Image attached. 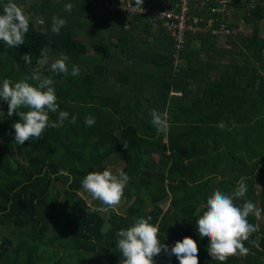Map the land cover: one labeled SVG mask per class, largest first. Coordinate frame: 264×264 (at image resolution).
Masks as SVG:
<instances>
[{
	"label": "trees",
	"instance_id": "obj_1",
	"mask_svg": "<svg viewBox=\"0 0 264 264\" xmlns=\"http://www.w3.org/2000/svg\"><path fill=\"white\" fill-rule=\"evenodd\" d=\"M63 1L52 7L48 3L37 7L18 0V6L30 16L24 45L9 48L0 41V82H18L31 69L39 68L42 75L51 76L55 82L58 112L70 114L62 126L48 128L39 140L31 139L20 146L11 127L19 117L15 113L8 117L7 103L0 101V264H122L115 247L116 233L129 227L134 218L149 216L150 223L159 225L158 238L169 251L176 241L190 237L197 242L199 264H219L208 255V241L199 237L195 227L200 204L206 203L215 190L232 192L244 177L247 193L234 202L242 206L250 200L264 216V73L259 72L264 66V38L258 37L256 27V22L264 19V2L256 0L252 8H246L252 32L244 45L247 63L236 68L239 75L225 72L217 81L203 83L191 99L170 101L168 92L184 93L187 79L184 69H173L169 33L160 43V53L140 52L135 59L133 43H148L128 40L127 31L120 29L115 46L121 47L128 57L125 62L136 64L139 72L112 69L106 35L94 43L99 34L91 29L90 35L83 37L90 40L88 45L74 37L70 25L58 35L51 31L53 16L68 20L65 5L71 0ZM6 2L0 0V13ZM79 7L86 19L97 20V26L103 22L87 0ZM133 17L137 20L134 25L145 29L141 23H148L161 31L157 35L165 36L157 22ZM34 21L39 26L46 22L36 29ZM115 26L112 22L109 30L116 32ZM42 51L51 58L47 68L38 63ZM60 53L69 57V72L72 65L79 67L78 76L50 71L51 62ZM25 54L31 55L30 66L21 59ZM95 54L101 59L95 60ZM154 68L161 72H153ZM242 76V91L256 89L255 98L262 95V99H255L256 106L250 104L251 98L248 100L245 94L241 97L228 86L229 81L235 84L234 79ZM153 109L166 115L170 126L166 134H158L152 126ZM58 112L49 113L50 121L58 122ZM73 115L77 118L74 125L69 122ZM88 115L95 118L94 126H85ZM220 121L225 122L223 130L216 127ZM49 130L55 131L52 137L47 135ZM150 152L156 153L155 161ZM105 169L114 173L123 170L129 176L122 213L118 212L121 206L101 211L99 201L86 203L80 196L86 193L81 187L84 176ZM257 178L262 182L259 191ZM57 184L61 192L53 189ZM248 220L258 227L256 216L250 215ZM245 247L250 249L247 257L233 256L224 264H264L261 228ZM101 257L103 262L99 261ZM153 259L155 264H179L175 256L163 251Z\"/></svg>",
	"mask_w": 264,
	"mask_h": 264
},
{
	"label": "clouds",
	"instance_id": "obj_2",
	"mask_svg": "<svg viewBox=\"0 0 264 264\" xmlns=\"http://www.w3.org/2000/svg\"><path fill=\"white\" fill-rule=\"evenodd\" d=\"M139 4L143 0H137ZM72 4L65 5V11L71 12ZM30 16L18 6L14 0H7L2 5L0 13V41L9 48L24 45L25 36L29 31ZM67 21L56 16L52 17L51 31L59 34ZM42 59L38 63L48 61L46 52L41 53ZM25 65L32 63L31 55L21 57ZM69 57L60 53L50 64V71L54 74H63L73 77L79 75V67L72 65L69 72ZM54 80L51 76L42 75L39 68L31 69L18 82L3 79L0 82V101L7 103V116L14 113L19 117L12 124L14 141L17 145H24L31 139L39 140L46 129L58 128L64 121L69 120L67 111L58 112V103L55 93ZM58 112V122L49 119V113ZM3 114V113H2ZM151 124L158 134H166L169 124L165 116L158 110L150 112ZM76 116H71L70 123L76 124ZM87 127L94 126L95 118L88 115L84 119ZM218 129L223 130L224 121L218 122ZM67 175V173H64ZM129 183V176L123 170L115 173L111 169L89 172L81 180L84 192L90 194L93 200L99 201L102 206L99 210L111 209L118 206L124 196V189ZM245 178L237 182L235 189L228 193L215 190L208 196L206 203H201L198 208L199 215L195 222L197 233L201 239H206L207 253L212 260L224 264L230 257H247L250 249L245 247V242L250 240L258 227L249 222L248 217H259L261 210L250 201L245 200L242 206L234 202L245 197L247 193ZM151 216L147 218H134L133 223L127 228H121L117 233L115 247L122 256V264H155L154 257L164 253L175 256L179 264H199L197 242L190 237L176 241L170 251L159 237V225L150 223ZM256 244L257 241H251Z\"/></svg>",
	"mask_w": 264,
	"mask_h": 264
},
{
	"label": "crops",
	"instance_id": "obj_3",
	"mask_svg": "<svg viewBox=\"0 0 264 264\" xmlns=\"http://www.w3.org/2000/svg\"><path fill=\"white\" fill-rule=\"evenodd\" d=\"M47 1L48 0H35L33 4H35L38 7L41 4L43 5ZM52 1L57 2V0H52ZM84 1L85 0H71V4L73 5L72 11L66 12L69 13V15L67 14L68 23H66V25H70L69 29L73 31L72 32L73 34H74V30L76 29L75 24L79 21H82L78 19L84 18L80 14L81 11L79 7V5ZM108 1L112 2V0H108ZM114 1L117 2V0ZM29 5H32V3L25 4V6H29ZM42 9L44 8L42 7ZM47 9L48 8L44 9V11H46ZM200 13H203L201 14L202 16L208 14L204 9L200 10L199 8H193V10L191 11L192 16H197V15L199 16ZM108 15L109 14H107V16ZM112 16L113 17H110L109 15L107 19L106 20L104 19L103 22L100 24L101 27L105 28L104 35H106L105 39L107 38L106 42L108 43L111 42L114 46L113 49H110L111 57H112L111 68L112 69L122 68L126 70L134 69L135 71L139 72V67L136 66V64H132L127 61L125 62V59H128V57L124 56L121 47L115 46V44L117 45V41H118V37L116 35L118 31L120 29L121 31L126 30L127 31L126 37L128 40H130L131 38H133L134 40H138L140 34L145 37L146 39L145 41L148 43L147 46L145 45L143 46L140 43L139 44L140 48H138L137 43L136 42L133 43V49H134L133 58L135 59L140 54V52L151 53L155 51V53H160L161 52L160 43L166 41L168 32L164 30L165 36L162 35L159 36L157 35V33H160L161 31L158 30L157 27L142 22L140 19L139 20L142 22L141 24L143 23L145 24L144 25V27H146L145 29H142L139 25H134L135 22L137 21L134 17H126L120 15H112ZM246 17L247 16H246L245 7L241 5H237L235 2H233L232 9L226 14L227 26L231 33L229 36L218 35L216 37L213 36L210 37L209 35H205V36H200L196 34L186 35L184 48L183 51L181 52L180 60L178 63L179 68L184 69L186 72L185 73L187 79L186 91L184 93L182 91H179L181 93V96L168 98L170 99V101L172 100V98L174 100L182 97H185L184 99H191L195 94L199 93L201 87L204 85L203 83L217 81L221 76L225 75V72L233 76L239 75V72L237 71L236 68L241 67L245 63H247L248 51L245 49L244 45L247 44V39H249L252 32V24L248 23ZM42 18L45 19V17ZM45 22L46 21H42L40 23L43 26ZM112 22L116 25L115 26V28L117 29L116 32L109 30ZM49 26L52 27V18H50ZM135 27H139V28H135ZM256 27H257L258 37L264 38L263 18L256 22ZM63 28H61V30H63ZM81 33L83 37L84 36L87 37L88 35H90L91 31L88 30V28H85L84 30H82ZM139 41L145 42L143 40H139ZM261 59L262 61H264V50L261 53ZM130 61H132V59H130ZM253 63L255 66L257 67L259 66V63L257 62H253ZM225 66L227 67L224 68ZM233 67H235V69ZM156 69H158V72L160 71L159 68H154L153 72H157ZM259 72L261 75H263L264 66H262V68L259 67ZM243 77L244 76L237 77L240 78V80L234 79V81H236L235 84H233L232 81H229L228 86L231 87L230 88L231 90L233 89L238 91L241 97H243V94H245V98H248V100L251 98V100H249L250 104L256 106L255 99L256 98L262 99V95L259 93L256 95L255 98V93L257 92L256 89L254 91L253 89L252 91L251 89H246V91H242L241 88L244 83ZM257 85L258 83L255 84V88H257ZM164 116L166 117V115Z\"/></svg>",
	"mask_w": 264,
	"mask_h": 264
},
{
	"label": "built area",
	"instance_id": "obj_4",
	"mask_svg": "<svg viewBox=\"0 0 264 264\" xmlns=\"http://www.w3.org/2000/svg\"><path fill=\"white\" fill-rule=\"evenodd\" d=\"M91 6H99L97 0H87ZM252 8L256 0H105L102 7L112 15L126 17L140 16L149 22H157L172 37L174 53L173 69L179 68L181 52L187 33L200 36L228 35L226 14L232 9V3ZM193 8L204 9L208 14L192 16ZM178 62V63H177ZM179 91L170 90L168 97H180Z\"/></svg>",
	"mask_w": 264,
	"mask_h": 264
},
{
	"label": "rangeland",
	"instance_id": "obj_5",
	"mask_svg": "<svg viewBox=\"0 0 264 264\" xmlns=\"http://www.w3.org/2000/svg\"><path fill=\"white\" fill-rule=\"evenodd\" d=\"M64 2L63 0H57V2H55V1H52V0H48L46 3H48L49 5H54V4H57L58 2ZM103 1H105V0H101L99 3H100V6H92V8H94L95 9V14L96 15H98V16H100L101 18H102V20H104L105 19V17H106V13H108L106 10H105V8H103L102 7V2ZM35 2V0H25V3L27 4V3H34ZM264 2V1H263ZM16 4L18 5V0H17V2H16ZM58 4H60V3H58ZM57 4V5H58ZM63 9V8H62ZM105 10V11H104ZM106 12V13H105ZM110 14V13H109ZM200 14H203V13H200ZM84 17V16H83ZM110 17H113L112 16V14H110ZM78 20H82V21H79V22H77L76 24H75V26H76V29L74 30V37L78 40H85V39H83V35H82V30H84L85 28H88V30H96V31H98V33H99V36H98V39L96 40V42H94V43H98V42H100V40L99 39H101L100 38V36H103L104 35V31H105V28L104 27H101L100 25L99 26H97L98 25V22H97V20L96 19H86L85 17L84 18H81V19H78ZM76 21V20H75ZM34 24H35V28L36 29H39V27H41V25L39 26L38 25V22L37 21H34ZM43 29V28H42ZM210 37H212V36H210ZM139 40H143V41H145L146 39H145V37L143 36V35H141L140 34V36H139ZM85 42H87V44L89 45V43H91L90 42V40H85ZM84 42V43H85ZM106 42V41H105ZM102 43V42H101ZM113 44L111 43V42H109L108 43V49H113ZM138 48H140V45H138ZM89 50V49H88ZM87 54L88 55H93V52H89V51H87ZM87 54H86V56H87ZM94 57H96V59L95 60H99V59H101V58H99V56L97 55V54H95V56ZM89 58V57H88ZM49 61H51V58H49L48 59V61L47 62H44L43 64H45L44 66L46 67L47 66V64H49ZM102 61H103V59L102 60H100V61H98L99 63H102ZM97 62V63H98ZM49 67V66H48ZM44 68V67H43ZM47 68V67H46ZM157 71H158V69H157ZM173 75V74H172ZM54 133H55V131L54 130H52V131H47V135L49 136V137H52L53 135H54ZM150 155H151V157L153 158V160L155 161L156 159H157V155H156V153L155 152H150ZM12 164H14L13 163V161H12ZM256 183H255V185H256V190H260L261 189V184H262V182L260 181V179H256V181H255ZM55 187H53V189H55V190H57L58 189V191L59 192H61V189H60V185L59 184H57V185H54ZM88 195V193H85V195H80L81 197H83L84 199H85V201H86V203H89L90 201H91V199H92V197H89V196H87ZM118 206H121L120 207V210H118V212H120V213H122L123 212V210L125 209V207L123 206V204H122V200H121V202H120V204L118 205ZM117 207V206H116ZM116 207H114L113 209H116ZM257 218V220H258V227L259 228H261V230L264 232V216L262 215V214H260V216L259 217H256ZM99 261L100 262H103L104 261V259L101 257V258H99Z\"/></svg>",
	"mask_w": 264,
	"mask_h": 264
},
{
	"label": "water",
	"instance_id": "obj_6",
	"mask_svg": "<svg viewBox=\"0 0 264 264\" xmlns=\"http://www.w3.org/2000/svg\"><path fill=\"white\" fill-rule=\"evenodd\" d=\"M145 154H147V153H145Z\"/></svg>",
	"mask_w": 264,
	"mask_h": 264
}]
</instances>
